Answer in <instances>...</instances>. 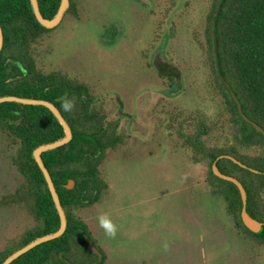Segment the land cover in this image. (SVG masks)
<instances>
[{
    "label": "rangeland",
    "instance_id": "1",
    "mask_svg": "<svg viewBox=\"0 0 264 264\" xmlns=\"http://www.w3.org/2000/svg\"><path fill=\"white\" fill-rule=\"evenodd\" d=\"M76 2L77 14H66L33 51L42 70L89 85L125 133L104 162L109 189L78 211L106 254L102 264H264V246L235 226L208 167L168 128L177 115L224 113L204 46L209 0ZM158 54L178 66L179 85L150 66ZM15 150L0 129V252L34 222L9 199L24 180ZM102 214L117 226L114 237L100 226Z\"/></svg>",
    "mask_w": 264,
    "mask_h": 264
},
{
    "label": "trees",
    "instance_id": "2",
    "mask_svg": "<svg viewBox=\"0 0 264 264\" xmlns=\"http://www.w3.org/2000/svg\"><path fill=\"white\" fill-rule=\"evenodd\" d=\"M59 4L60 0H39L46 17H52ZM77 10L76 0H71L65 15L77 14ZM0 23L4 32L0 95L50 99L73 129L70 142L42 154L66 210L67 229L62 236L35 246L10 264H67V260L71 264H102L106 254L78 211L99 202L109 189L103 175L104 162L111 151L125 143V133L89 85L63 71L46 72L39 67L33 46L58 25H41L30 0H0ZM203 36L212 85L224 113L213 120L201 113L175 115L168 128L176 130L195 163L208 167V183L226 202L235 226L264 246V226L255 233L242 220L243 200L238 186L212 169L215 162L220 171L242 182L247 192V211L264 222V134L242 117L231 94V90L235 92L242 111L264 129V0H209ZM149 64L161 77L169 79L170 85L180 84V70L168 58L158 54ZM65 95L74 102L71 112L61 107ZM0 129L16 146L14 161L24 177L9 199L22 204L34 218L31 226L10 238L0 252L1 263L23 244L60 225L52 195L32 151L63 136L64 129L46 106L7 101L0 103ZM70 179L75 182L72 188L64 186ZM88 240L103 252L102 260L90 250Z\"/></svg>",
    "mask_w": 264,
    "mask_h": 264
},
{
    "label": "water",
    "instance_id": "3",
    "mask_svg": "<svg viewBox=\"0 0 264 264\" xmlns=\"http://www.w3.org/2000/svg\"><path fill=\"white\" fill-rule=\"evenodd\" d=\"M30 2H31L32 10H33L37 20L39 21V23L41 25H43L47 28H54L55 26L59 25L60 22L62 21L64 15H65V13L69 9L70 4H71V0H60V4H59V7H58L56 13L52 17H46L41 11V8L39 5V0H30ZM3 45H4V32H3L2 25L0 23V52L3 48ZM216 48L218 50V46H216ZM218 64H219V58H218ZM220 75L224 79V74L221 73ZM225 83L230 88L229 83L227 81H225ZM231 94H232L234 100L236 101V103L238 105V109H239L242 117L245 120L250 121L256 127V129L258 131L263 132V134H264L263 127L260 126L259 124H257L256 122L251 121L249 119V117L242 111V105H241L238 97L236 96L235 92L231 90ZM6 101L7 102H17V103H21V104L46 106L53 113V115L56 117L58 122L62 125V127L64 129V135L61 136L60 138L55 139V140L42 143V144L38 145L37 147H35L34 150L32 151V157L37 162L40 170L42 171L44 178L46 180L48 189L52 195L54 206H55L57 213L59 215L60 225L56 230H54L52 232H48V233L40 235V236H37V237L33 238L32 240H30L29 242L23 244L22 246H20L16 250H14L11 254H9L0 264H10L15 259L20 257L22 254L28 252L29 250H31L35 246H37L43 242H47V241L53 240L55 238H58V237L62 236L64 234V232L66 231L67 226H68V216H67V213H66L64 206L62 205L61 198H60L59 192L57 190L56 184H55L53 177H52V175H51V173H50V171H49V169L45 163V160L43 159L42 154L45 151L54 150V149H56V148H58L64 144L70 142V140L73 138V129H72L70 123L68 122V120L66 119V117L64 116L62 111L58 108V106L53 101H51L50 99L40 98V97H31V96H20V95H16V94L0 95V103L6 102ZM227 156L232 158L236 162L242 164L236 158H234L230 155H227ZM242 165H244V164H242ZM212 169H213L214 173L216 175H218L219 177L226 179V180L233 181L238 186V188L241 192L242 200H243V206H242V211H241L242 220H243L244 224L251 231H253L255 233H259L263 229L264 222H261L258 219L252 217L249 214V212L247 211V192H246V189L243 186L242 182L240 180H238L236 177H234L232 175L225 174L222 171H220V169L218 168V166L216 165L215 162L212 165ZM74 184H75L74 180L70 179L69 182L66 183L64 186H66L68 188H72L74 186ZM87 244H88V247L90 248V250L98 255V260L99 261L102 260L103 252L96 246V244L92 240H88ZM67 264H71V263L67 260Z\"/></svg>",
    "mask_w": 264,
    "mask_h": 264
},
{
    "label": "clouds",
    "instance_id": "4",
    "mask_svg": "<svg viewBox=\"0 0 264 264\" xmlns=\"http://www.w3.org/2000/svg\"><path fill=\"white\" fill-rule=\"evenodd\" d=\"M61 107L66 112H71L74 107V102L67 95L61 98ZM100 226L105 230V234L114 237L117 232V226L113 223L107 214H102L98 217Z\"/></svg>",
    "mask_w": 264,
    "mask_h": 264
}]
</instances>
